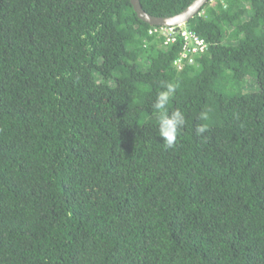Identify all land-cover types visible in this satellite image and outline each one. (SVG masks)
Segmentation results:
<instances>
[{
    "label": "trees",
    "instance_id": "trees-1",
    "mask_svg": "<svg viewBox=\"0 0 264 264\" xmlns=\"http://www.w3.org/2000/svg\"><path fill=\"white\" fill-rule=\"evenodd\" d=\"M210 1L179 69L182 37L129 0H0V264H264V0ZM248 75L256 93L233 86Z\"/></svg>",
    "mask_w": 264,
    "mask_h": 264
},
{
    "label": "clouds",
    "instance_id": "clouds-1",
    "mask_svg": "<svg viewBox=\"0 0 264 264\" xmlns=\"http://www.w3.org/2000/svg\"><path fill=\"white\" fill-rule=\"evenodd\" d=\"M178 87L177 84L168 82L164 83L162 90L157 93L153 103V108L159 113L158 115V133L163 138L166 147H174L179 130L185 125V116L181 110H173L170 114L167 112V106L173 94ZM207 119V116H202ZM197 134H203L207 131V125L202 124L196 129Z\"/></svg>",
    "mask_w": 264,
    "mask_h": 264
},
{
    "label": "built area",
    "instance_id": "built-area-1",
    "mask_svg": "<svg viewBox=\"0 0 264 264\" xmlns=\"http://www.w3.org/2000/svg\"><path fill=\"white\" fill-rule=\"evenodd\" d=\"M181 27L182 25L173 27L161 26L159 28L165 38V44L174 42L177 35H180L183 39L182 50L173 62V64L179 69L184 67V64H194L195 58L206 52L208 49V43L203 38L199 37L194 32L189 31L186 27L184 29Z\"/></svg>",
    "mask_w": 264,
    "mask_h": 264
},
{
    "label": "water",
    "instance_id": "water-1",
    "mask_svg": "<svg viewBox=\"0 0 264 264\" xmlns=\"http://www.w3.org/2000/svg\"><path fill=\"white\" fill-rule=\"evenodd\" d=\"M136 13V16L143 22L150 26H164L173 27L186 24L196 14L199 13L201 8L208 2V0H193L192 3L183 9L178 14L169 17H156L147 14L141 7L139 0H129Z\"/></svg>",
    "mask_w": 264,
    "mask_h": 264
},
{
    "label": "rangeland",
    "instance_id": "rangeland-1",
    "mask_svg": "<svg viewBox=\"0 0 264 264\" xmlns=\"http://www.w3.org/2000/svg\"><path fill=\"white\" fill-rule=\"evenodd\" d=\"M215 3H216V0H211L208 6H214ZM206 11H207V9L205 8V9H203V10L200 12V14L203 15V14L206 13ZM181 28L184 29L185 26L182 25ZM230 30H231V29H227V30H226V33H225V34H226L227 36H229V34H230ZM160 31H161V30H160ZM226 39H227V38H226ZM234 85H237V86L235 87V89H236V90L238 89L237 91H239V92H241V93H256L257 90H258V87H259L256 78H253V77H251L250 75L246 76L245 79H244L243 81L241 80L240 83H238V84H233V86H234ZM232 89H233V88H232Z\"/></svg>",
    "mask_w": 264,
    "mask_h": 264
}]
</instances>
